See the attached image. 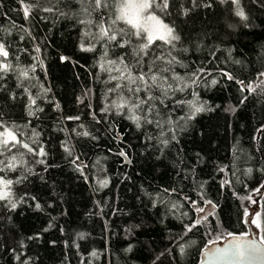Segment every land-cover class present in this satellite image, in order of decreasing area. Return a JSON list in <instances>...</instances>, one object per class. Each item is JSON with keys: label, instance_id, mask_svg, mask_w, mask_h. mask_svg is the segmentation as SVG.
Returning <instances> with one entry per match:
<instances>
[{"label": "trees", "instance_id": "16d2710c", "mask_svg": "<svg viewBox=\"0 0 264 264\" xmlns=\"http://www.w3.org/2000/svg\"><path fill=\"white\" fill-rule=\"evenodd\" d=\"M119 2L0 0V264H197L256 192L264 240V0H168L143 51Z\"/></svg>", "mask_w": 264, "mask_h": 264}, {"label": "snow or ice", "instance_id": "6c2138e0", "mask_svg": "<svg viewBox=\"0 0 264 264\" xmlns=\"http://www.w3.org/2000/svg\"><path fill=\"white\" fill-rule=\"evenodd\" d=\"M96 7L100 8L102 6H106L103 3V0H95ZM233 3L237 5L236 15L239 16L241 19H246L245 14L242 9L239 8V0H233ZM155 4V0H122L118 7L119 15L116 16V20H121L129 24L132 28L136 29V36H141L142 33H147V44H143L141 46V50L147 49L156 39H160L165 41L166 43H171L172 40H177L179 37L173 34V29L170 28L167 24H164L156 15L149 14L146 17L143 16L145 12L149 8H151ZM156 7H160L161 10L166 9L168 7V0H162V4H156ZM50 10V9H46ZM29 13V9L25 7V16ZM116 21L114 20L113 23ZM150 23L154 25H158L159 29L161 30L159 33H154L152 28L150 27ZM112 32L111 28H105L103 24L100 25V35L102 38H107L110 41H115L117 39L115 34H110ZM123 46V45H121ZM0 55L7 57L8 52L4 50L3 45H0ZM9 65L0 64V70L7 71ZM264 76V73L261 74ZM131 79V77H130ZM139 79L143 80L144 77L141 76ZM231 79V77H229ZM152 80L155 82L156 77L153 76ZM215 83V81H213ZM141 103H144L142 100ZM139 105H136L138 107ZM197 112L201 111L200 108L196 109ZM133 121L137 122V127H139V117L133 115L131 117ZM87 135V133H85ZM0 136H4L5 139L0 141L7 145L8 137L15 140V137L12 135L11 132L5 130L4 133H0ZM27 148V145H24ZM31 151V149H29ZM41 155H43V150H41ZM11 182H5L4 187H7L8 184ZM106 183V182H105ZM8 195L6 192H0V199L5 198ZM15 207V204L12 205ZM39 207V205H37ZM199 211H203V209H199ZM191 230V229H189ZM264 244V240L260 242ZM213 257L218 258H225V257H234L240 260L244 259H257L260 257H264V248H261L255 242H241V241H234L233 244L228 249H217L211 253Z\"/></svg>", "mask_w": 264, "mask_h": 264}, {"label": "water", "instance_id": "95a60500", "mask_svg": "<svg viewBox=\"0 0 264 264\" xmlns=\"http://www.w3.org/2000/svg\"><path fill=\"white\" fill-rule=\"evenodd\" d=\"M121 136L116 133V139L119 140ZM119 155L123 158L124 163H128L129 159L125 155L124 152H120ZM210 212V209L205 210L198 218L197 221L204 218L208 213ZM234 241H241V242H255L257 245H259L261 248H264V244H261L260 240L256 239L252 232L250 231V236L245 235H230L226 238H224L221 242L218 243H211L202 251V255L200 260L197 262V264H264V257H260L257 259H244L240 260L234 257H225V258H218L213 257L211 255L212 252H214L217 249H228Z\"/></svg>", "mask_w": 264, "mask_h": 264}, {"label": "rangeland", "instance_id": "374dc122", "mask_svg": "<svg viewBox=\"0 0 264 264\" xmlns=\"http://www.w3.org/2000/svg\"><path fill=\"white\" fill-rule=\"evenodd\" d=\"M121 2H122V0H120V2L118 3V7H119ZM231 2L233 3V0H231ZM159 4H161V3H159ZM233 4H235V3H233ZM118 7H117V15H119ZM155 8H158V7H156V1H155V4L151 8H149L147 10V12H145L143 14V16L146 17L147 15L152 14V15H156L161 20V18L154 12ZM150 27L152 28L154 33H159L161 31L159 29L158 25H154V24L150 23ZM144 34L147 37V33H144ZM258 194H259V192H256V194H254L250 198L246 199L245 207H244L245 208L246 222L248 225V232L245 233V235L250 236V231H251L253 236L256 239H258V232H259V222H258L259 216H258V210H257V208H258V204H257ZM214 243H218V242H214Z\"/></svg>", "mask_w": 264, "mask_h": 264}, {"label": "bare ground", "instance_id": "6f19581e", "mask_svg": "<svg viewBox=\"0 0 264 264\" xmlns=\"http://www.w3.org/2000/svg\"><path fill=\"white\" fill-rule=\"evenodd\" d=\"M202 255V254H201Z\"/></svg>", "mask_w": 264, "mask_h": 264}]
</instances>
